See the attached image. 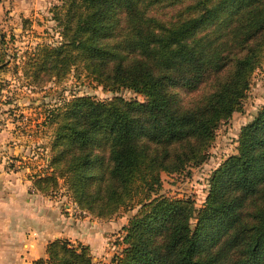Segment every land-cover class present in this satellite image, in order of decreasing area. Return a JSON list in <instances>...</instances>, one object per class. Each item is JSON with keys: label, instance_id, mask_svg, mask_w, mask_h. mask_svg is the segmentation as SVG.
I'll return each instance as SVG.
<instances>
[{"label": "trees", "instance_id": "1", "mask_svg": "<svg viewBox=\"0 0 264 264\" xmlns=\"http://www.w3.org/2000/svg\"><path fill=\"white\" fill-rule=\"evenodd\" d=\"M63 1L62 41L34 51L35 77L79 68L104 90L145 100L73 98L56 125L52 171L32 180L34 191L46 196L62 180L102 219L138 204L113 264H264V103L211 172L200 208L157 195L160 173L200 164L219 124L241 111L264 63V0ZM32 264L93 262L88 245L56 238Z\"/></svg>", "mask_w": 264, "mask_h": 264}, {"label": "rangeland", "instance_id": "2", "mask_svg": "<svg viewBox=\"0 0 264 264\" xmlns=\"http://www.w3.org/2000/svg\"><path fill=\"white\" fill-rule=\"evenodd\" d=\"M63 2L0 0V64H3L0 70V130L6 129L10 137H15L14 140L11 137L10 144L15 142L16 135L19 141H25L27 148L24 146L16 156L8 154V167L13 168L15 164L18 171H26V177L31 181L30 190L33 191L32 180L52 171L49 161L54 154L52 145L56 125L73 98L145 100L142 94L128 89L122 88L117 92L104 90L79 68L72 67L60 79L53 76L48 68L39 71L35 77L37 70L29 61L34 51L39 46H53L62 41V28L54 20V15L59 10L61 15L64 14L61 9ZM164 13L170 16L174 11L164 9ZM263 103L264 63L251 77L241 111L234 112L217 127L206 158L182 173L161 172V187L157 195L187 199L195 209L200 208L207 195L211 172L236 153L240 128L255 116ZM46 196V202L56 211L55 221L58 224L55 225L61 226L62 231L65 229V239L75 246L90 245L93 264H113V258L125 247L123 227L137 214L140 206L121 207L112 217L102 219L89 211L83 212L72 200L62 180H59V187ZM190 222L194 226L196 219L192 217ZM21 232L18 231V235Z\"/></svg>", "mask_w": 264, "mask_h": 264}, {"label": "crops", "instance_id": "3", "mask_svg": "<svg viewBox=\"0 0 264 264\" xmlns=\"http://www.w3.org/2000/svg\"><path fill=\"white\" fill-rule=\"evenodd\" d=\"M11 137L6 129L0 130V264H32L46 256L49 241L66 235L55 225L56 211L46 202L47 196L30 190L26 171H18L15 164L8 167V154L27 148L17 135L10 144ZM18 231L22 232L18 235Z\"/></svg>", "mask_w": 264, "mask_h": 264}]
</instances>
